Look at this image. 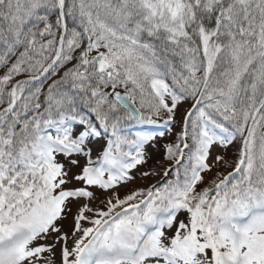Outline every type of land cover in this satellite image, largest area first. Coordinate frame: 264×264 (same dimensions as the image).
I'll use <instances>...</instances> for the list:
<instances>
[{
	"label": "snow or ice",
	"instance_id": "snow-or-ice-1",
	"mask_svg": "<svg viewBox=\"0 0 264 264\" xmlns=\"http://www.w3.org/2000/svg\"><path fill=\"white\" fill-rule=\"evenodd\" d=\"M0 264H264V0H0Z\"/></svg>",
	"mask_w": 264,
	"mask_h": 264
},
{
	"label": "trees",
	"instance_id": "trees-1",
	"mask_svg": "<svg viewBox=\"0 0 264 264\" xmlns=\"http://www.w3.org/2000/svg\"><path fill=\"white\" fill-rule=\"evenodd\" d=\"M190 105L189 104H184L181 106V112H183L184 109H186L187 107H189ZM140 126H133L130 131H136L139 129ZM153 126H143V130H149L151 129ZM161 130H163L161 128ZM179 131V125H176V127L173 128L172 130V133L169 134V135H166L163 139H158L156 142H154V146L153 145H148L146 146V152L148 153V156H149V159H148V162L147 164L143 165V166H140L138 167L136 170H134L133 172V175L136 176V180H140L142 179L141 177V173L145 170H148V169H154L156 171H158L159 173H161L160 175H152V176H149V177H143V178H146V179H153L155 180L156 182L161 180V175H162V171L163 169L161 168V165L162 164H167L168 162L164 160V149H163V145L170 142L175 134ZM238 145H233V146H230L228 148V150L225 152L223 151V155H226L227 158H233L234 157V154L236 152V148H237ZM94 148H98L99 145H93ZM227 170H230V169H227ZM214 172L215 170H213V173L212 174H209V178L211 177V175H214ZM135 180V181H136ZM134 188H141L140 186H134L130 189H134ZM129 190V189H128ZM128 190L126 191H122L121 194H124L126 193ZM104 199V197L102 198ZM181 219H183V216H181Z\"/></svg>",
	"mask_w": 264,
	"mask_h": 264
},
{
	"label": "rangeland",
	"instance_id": "rangeland-1",
	"mask_svg": "<svg viewBox=\"0 0 264 264\" xmlns=\"http://www.w3.org/2000/svg\"><path fill=\"white\" fill-rule=\"evenodd\" d=\"M213 152L216 153V152H219L220 154H223V150L221 149H218V148H214L213 149ZM215 170V169H214ZM156 183L155 180L153 179H146V178H142L140 180H136L134 181L132 184H130L129 186L127 187H122L120 189V191H126V190H130V188L134 187V186H140V187H148L150 186L151 184H154ZM128 190V191H129ZM97 196L99 197V199L102 200V198L104 197V195H102L99 191H97ZM97 204L99 203V201L96 202ZM63 228L64 229H70L71 228V220H67L63 223ZM40 243H44V241H40ZM57 259H59V250L57 249Z\"/></svg>",
	"mask_w": 264,
	"mask_h": 264
}]
</instances>
